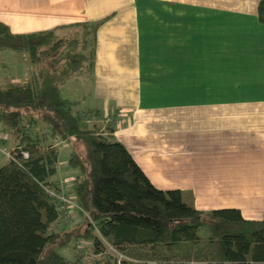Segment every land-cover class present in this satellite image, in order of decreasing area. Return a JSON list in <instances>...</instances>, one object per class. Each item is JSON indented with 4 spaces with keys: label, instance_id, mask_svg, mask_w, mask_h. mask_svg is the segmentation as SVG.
Returning <instances> with one entry per match:
<instances>
[{
    "label": "crops",
    "instance_id": "1",
    "mask_svg": "<svg viewBox=\"0 0 264 264\" xmlns=\"http://www.w3.org/2000/svg\"><path fill=\"white\" fill-rule=\"evenodd\" d=\"M259 2L0 0V22L28 33L104 19L93 74L70 79L90 87L78 106L114 116V136L157 188L183 190L201 210L238 208L246 219H262ZM19 53L23 71L32 68V74L29 55ZM2 131L0 167L10 161L6 142H12Z\"/></svg>",
    "mask_w": 264,
    "mask_h": 264
},
{
    "label": "trees",
    "instance_id": "2",
    "mask_svg": "<svg viewBox=\"0 0 264 264\" xmlns=\"http://www.w3.org/2000/svg\"><path fill=\"white\" fill-rule=\"evenodd\" d=\"M258 15L264 23V0ZM103 21L28 33L0 22V50L25 52L35 66L27 81L0 86V126L12 140L10 161L0 167V264H78L61 253L71 242L58 227L66 208L50 193H62L55 176L65 141L72 145L71 215L102 254L94 264H264V217L201 210L183 190L157 188L114 127L90 125L99 113L76 112L78 99L63 93L75 72L93 74ZM36 123L45 130L33 135L29 125ZM105 242L127 258L114 260Z\"/></svg>",
    "mask_w": 264,
    "mask_h": 264
},
{
    "label": "rangeland",
    "instance_id": "3",
    "mask_svg": "<svg viewBox=\"0 0 264 264\" xmlns=\"http://www.w3.org/2000/svg\"><path fill=\"white\" fill-rule=\"evenodd\" d=\"M2 52L3 51H0V59L2 57H5L4 59H6L8 64L6 66L0 65V86H4L10 82L27 81L30 78L32 68L30 70L28 69V71L27 70L23 71V68H25L26 65L25 63H23L21 59H19L18 56H20L19 55L20 53H12V51H8V53H2ZM14 57H16V59H14ZM51 63H52L51 60H48L46 64L51 65ZM74 75L79 76L77 72H75ZM65 84L66 85L62 87L63 93L69 97L73 96L74 98H80L81 96H83V93L85 91H88L90 89L89 86L85 84H78V82H76L75 80H70L66 82ZM75 111L80 113V112H85L86 110L82 108L81 106H77L75 108ZM104 119L105 117L103 116H96L93 114L91 115V117L87 119L88 120L87 122L90 125H97L101 129L100 125L102 124V121ZM25 123H27V120H25ZM29 127L33 135H35L36 132L38 133L40 131L45 130L44 125H42L41 123H36L34 124V126L29 125ZM0 129H1V126H0ZM2 132L4 134V137L6 136V134L8 135L7 132H4V131ZM7 140L8 141L6 142V145H7L6 147H10L12 144L9 141V139ZM71 149H72V145L69 142L65 141L64 144L60 145L58 173L55 177L58 178V181L60 182L59 186L61 188V191L64 192L72 202H74L72 199L73 194L71 192L72 180H73L72 177L74 173H73V170L70 169L67 163L69 154H70L69 151ZM6 152L10 155L9 150H7ZM72 204H70L71 207L69 208L68 206L65 207L66 210L64 211L65 213H63V220H61L58 225V227L60 228L66 227L63 235L69 238L71 237L70 238L71 242H69L68 247H66L65 250L61 249V253L67 256L68 258L75 259L76 261H78V264H94L95 260L97 258H100L102 254L96 255V253L94 252L92 248V242L80 234L79 228H83V227L81 223L80 225L77 224L79 221L78 215L76 214L77 216L74 217L75 216L74 214L72 215L68 214V210L73 212L72 208H74V206ZM201 232L204 233L205 228H202ZM80 236L83 237L84 239L81 238L78 240L77 237L80 238ZM106 245H107L106 247L107 253L111 254L114 260L116 258L118 261H122L124 258H127L124 256V254H122L115 248L111 247L107 243ZM129 258H132V257H129Z\"/></svg>",
    "mask_w": 264,
    "mask_h": 264
},
{
    "label": "built area",
    "instance_id": "4",
    "mask_svg": "<svg viewBox=\"0 0 264 264\" xmlns=\"http://www.w3.org/2000/svg\"><path fill=\"white\" fill-rule=\"evenodd\" d=\"M114 120H115L114 119V116H112V115H106L105 116V119L102 121V124L104 125L103 127L114 124L115 123ZM102 124H101V126H102ZM101 131L103 132L104 129L101 128ZM62 187H63V185H62ZM50 193L63 203L62 209H64L66 206H68V208L71 207L70 204H72V203H73L72 205L74 206V202H72L67 197V195L64 192L57 193V192H55L53 190H50ZM71 213L72 212L68 210V214L71 215Z\"/></svg>",
    "mask_w": 264,
    "mask_h": 264
}]
</instances>
